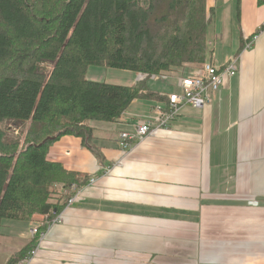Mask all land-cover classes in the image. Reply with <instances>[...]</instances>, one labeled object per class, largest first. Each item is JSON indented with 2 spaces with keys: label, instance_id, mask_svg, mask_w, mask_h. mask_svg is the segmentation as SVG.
Returning a JSON list of instances; mask_svg holds the SVG:
<instances>
[{
  "label": "crops",
  "instance_id": "crops-1",
  "mask_svg": "<svg viewBox=\"0 0 264 264\" xmlns=\"http://www.w3.org/2000/svg\"><path fill=\"white\" fill-rule=\"evenodd\" d=\"M206 5L223 21L220 33L208 27V59L216 66L237 59L236 75L207 106H185L169 129L129 150L120 146L122 132L159 101L136 99L121 119L90 122L95 150L76 136L56 141L48 158L96 182L64 207L32 264H264V32L248 47L264 5ZM220 41L229 49L219 52ZM45 218L35 216L33 226ZM33 226L3 234L20 244L1 243L0 264L31 240Z\"/></svg>",
  "mask_w": 264,
  "mask_h": 264
},
{
  "label": "trees",
  "instance_id": "trees-1",
  "mask_svg": "<svg viewBox=\"0 0 264 264\" xmlns=\"http://www.w3.org/2000/svg\"><path fill=\"white\" fill-rule=\"evenodd\" d=\"M206 1L0 0V235L7 220L37 215L46 216L39 232L47 231L71 186L88 183L48 158L56 141L76 136L94 149L90 122L117 121L136 99L167 100L148 78L133 85L91 80L88 67L156 74L204 63L213 16ZM45 62L53 65L49 73ZM10 120L30 122L24 137L9 131ZM39 239L34 235L6 264Z\"/></svg>",
  "mask_w": 264,
  "mask_h": 264
},
{
  "label": "built area",
  "instance_id": "built-area-1",
  "mask_svg": "<svg viewBox=\"0 0 264 264\" xmlns=\"http://www.w3.org/2000/svg\"><path fill=\"white\" fill-rule=\"evenodd\" d=\"M264 32V23L258 27L254 35L248 38V47L260 37ZM49 70H52L53 65L49 62L43 63ZM238 70V60H228L224 66H216L212 61L207 60L203 65H199L187 72L181 71L177 76H171L168 71H162L156 74L138 73L137 80L155 79L172 77L175 80L174 89L166 95L167 100L159 101L154 107V113L150 116L140 119L132 131H124L121 134L120 146L123 150H129L134 141L140 140L145 136L154 134L160 129H169L171 124L178 118L182 109L185 106L193 108H203L207 106L213 97L224 87L228 81L234 77ZM48 72V73H49ZM96 182V178H90L88 183L83 186L73 184L70 188V195L67 200V205L73 204L82 194V190L87 185H92ZM256 204V201H250ZM60 221L57 217L50 226ZM32 236L39 234L40 239L38 245L33 248L28 254L16 262L15 264H32L40 248L41 241L45 238V232H39V224L31 228Z\"/></svg>",
  "mask_w": 264,
  "mask_h": 264
},
{
  "label": "rangeland",
  "instance_id": "rangeland-1",
  "mask_svg": "<svg viewBox=\"0 0 264 264\" xmlns=\"http://www.w3.org/2000/svg\"><path fill=\"white\" fill-rule=\"evenodd\" d=\"M223 21H222V15L220 14L219 17H216L214 16L212 18V20L210 21L209 23V32L212 34H215V33H220L221 29V25H222ZM230 44L229 43H223V42H219L218 43V51L221 52L223 49L224 50H227L229 49ZM209 60V59H208ZM204 63L202 64H199V65H203ZM199 65H196L195 67L199 66ZM45 67V66H44ZM195 67H172L170 70H167L168 73L171 75V76H177L179 75L178 73H180L181 71H184V72H187ZM46 72L48 73L50 69L46 68ZM133 71H126V70H123V69H117V68H110V67H105V66H102V65H97V64H94V65H90L88 67V70L86 72V77L88 79H91V80H97V81H105V82H108V83H116V84H119V83H122L123 85L124 84H128V83H131L130 81L135 79H137V72H134L132 73ZM134 74V75H132ZM150 87H152L153 89H158V90H162V92H168V91H171V88L173 87V85L175 84V80L174 78L172 77H167V78H159L158 80H155V79H148V82ZM152 101V100H150ZM29 124L30 122L29 121H9L8 122V129L11 133H13L14 135L16 136H20V137H24L25 136V133L29 127ZM116 128L117 130H122V129H131L130 126H124V125H116ZM116 135V133H115ZM7 224L5 225V234L6 233H11L12 231H15L17 230V228L19 229H27L28 227L30 226H33L36 222L34 220L32 221H13V220H7ZM16 233V232H15ZM1 236V235H0ZM7 236L5 235H2L0 237V248L3 249L2 251L5 252L6 248L3 244L1 243H4V242H7L9 241L8 243L12 244L13 242H15V246L16 245L18 246L20 244V241H19V237L18 239L16 240L15 238H12V239H7L6 238ZM34 236H32L33 238ZM11 251V250H10ZM13 253V252H12ZM13 255V254H12ZM2 257H4L2 254H0V260L2 259Z\"/></svg>",
  "mask_w": 264,
  "mask_h": 264
},
{
  "label": "bare ground",
  "instance_id": "bare-ground-1",
  "mask_svg": "<svg viewBox=\"0 0 264 264\" xmlns=\"http://www.w3.org/2000/svg\"><path fill=\"white\" fill-rule=\"evenodd\" d=\"M147 79V78H146ZM48 227V226H47ZM46 230H47V228H46Z\"/></svg>",
  "mask_w": 264,
  "mask_h": 264
}]
</instances>
